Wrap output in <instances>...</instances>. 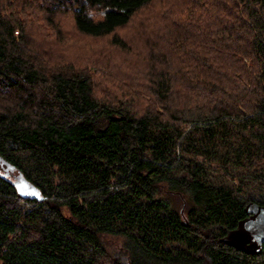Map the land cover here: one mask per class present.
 Instances as JSON below:
<instances>
[{
    "label": "trees",
    "instance_id": "trees-1",
    "mask_svg": "<svg viewBox=\"0 0 264 264\" xmlns=\"http://www.w3.org/2000/svg\"><path fill=\"white\" fill-rule=\"evenodd\" d=\"M250 203L264 0H0V264H264Z\"/></svg>",
    "mask_w": 264,
    "mask_h": 264
},
{
    "label": "water",
    "instance_id": "water-1",
    "mask_svg": "<svg viewBox=\"0 0 264 264\" xmlns=\"http://www.w3.org/2000/svg\"><path fill=\"white\" fill-rule=\"evenodd\" d=\"M1 162L5 166L6 176L15 173L14 167L4 161ZM12 186L21 198L42 199L39 190L20 173L14 175ZM246 216L239 223L238 229L229 235L227 241L241 250L256 253L264 245V206L250 203L246 208Z\"/></svg>",
    "mask_w": 264,
    "mask_h": 264
},
{
    "label": "rangeland",
    "instance_id": "rangeland-1",
    "mask_svg": "<svg viewBox=\"0 0 264 264\" xmlns=\"http://www.w3.org/2000/svg\"><path fill=\"white\" fill-rule=\"evenodd\" d=\"M152 12V10H150V13ZM66 21V20H65ZM123 36H125L126 32L124 33L123 31L121 32ZM130 36V35H129ZM128 36V37H129ZM77 39V38H76ZM81 38H78L77 40H79ZM91 48H95V47H99L102 48L104 47V42L103 43H95V44H90ZM139 60L128 56L127 60L124 62V65L122 64L121 69L117 72V74L122 75V71L126 69V72L128 73V75L131 77L133 73H137V70H140V65H139ZM128 65V66H127ZM127 66V67H126ZM233 237V236H232ZM231 237V238H232Z\"/></svg>",
    "mask_w": 264,
    "mask_h": 264
}]
</instances>
